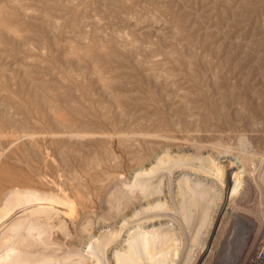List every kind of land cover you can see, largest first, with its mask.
<instances>
[{
    "label": "rangeland",
    "instance_id": "374dc122",
    "mask_svg": "<svg viewBox=\"0 0 264 264\" xmlns=\"http://www.w3.org/2000/svg\"><path fill=\"white\" fill-rule=\"evenodd\" d=\"M17 200L43 233L28 264H133L105 243L139 203L174 242L141 264H261L264 0H0V202Z\"/></svg>",
    "mask_w": 264,
    "mask_h": 264
},
{
    "label": "bare ground",
    "instance_id": "6f19581e",
    "mask_svg": "<svg viewBox=\"0 0 264 264\" xmlns=\"http://www.w3.org/2000/svg\"><path fill=\"white\" fill-rule=\"evenodd\" d=\"M7 15V14H6ZM97 74V73H96ZM99 75V74H98ZM165 75V74H164ZM100 76V75H99ZM102 76V75H101ZM117 95V93H116ZM43 99V98H42ZM51 102V101H50ZM49 104V103H48ZM55 105V104H54ZM65 105V104H64ZM52 106V105H51ZM77 107V106H76ZM74 107V108H76ZM53 108V107H52ZM73 108V107H72ZM48 109V108H47ZM53 110V109H52ZM46 112V111H45ZM4 124V123H3ZM59 125V124H58ZM60 126V125H59ZM70 126V124H69ZM13 127V126H12ZM66 127V126H64ZM63 128V126H62ZM7 129V128H6ZM11 129V128H10ZM72 129V128H71ZM70 129V130H71ZM13 131V129H11ZM34 135V134H33ZM28 136V135H27ZM30 137V136H29ZM18 138V137H17ZM23 138V137H21ZM26 138V137H25ZM179 178V177H178ZM194 182V181H193ZM208 186L209 183H206ZM187 186H191V181H187L185 184H183L182 189H184V187H187ZM123 188V187H122ZM178 188V187H177ZM179 188V189H180ZM192 188V187H191ZM191 188H189V190H191ZM121 189V188H120ZM173 189V188H172ZM181 189V190H182ZM119 192V191H118ZM121 193V192H120ZM127 194V193H126ZM170 194V193H169ZM116 192H111L110 196L107 198L108 199V203H110V207H111V210L114 211V215L115 217L116 216H119L120 214L121 215H126L127 217H131L133 218L134 215L131 214L129 212V210H123L120 206H116V207H113L115 205H117L115 202H113V200L115 199V197H120L119 196H116ZM154 195V194H153ZM160 191L156 194V196H154V198L152 199V203H156V208L158 210H162L163 208H166L164 207L165 204H163L162 201L159 200V197H160ZM164 195V193L162 194ZM161 195V196H162ZM171 196V195H170ZM181 196V199H183V194L180 195ZM177 197V196H176ZM223 197V196H222ZM124 198V197H123ZM157 198V199H156ZM164 198V196H163ZM171 198V197H170ZM173 198V196H172ZM161 199V198H160ZM192 197H188V200H191ZM165 200H168V199H164ZM177 200V199H176ZM14 201V200H13ZM118 201V200H117ZM180 201V200H179ZM119 202V205H120V201ZM171 202V201H170ZM12 203V202H10ZM175 203V201H174ZM173 203V205H175ZM178 203V202H177ZM176 203V204H177ZM4 206H1L3 205ZM170 204V203H169ZM214 204V203H213ZM180 205V204H179ZM178 205V206H179ZM228 205V204H227ZM122 206V205H121ZM177 206V205H176ZM175 206V207H176ZM181 206V205H180ZM224 206V205H223ZM222 206V207H223ZM35 207V206H34ZM172 207V206H171ZM174 207V208H175ZM213 207V206H212ZM212 207L210 208L207 207V212L206 214L204 215H195L196 218L200 219V221H196V224H195V229H194V233H193V237H196L197 235V231L199 228H201V220L202 219H206V217H208V215L210 214H207L209 209L212 210ZM38 208V207H37ZM169 208V206L167 207ZM148 207L147 206H144L142 204L139 203V206H138V209H137V212H138V217L134 218V224L133 225H130L128 224V222H125V221H122V222H118V223H115L113 224L109 230L111 232L114 233V235L112 237H110L111 239L105 243L106 246H109V247H112V246H115V245H124L122 244L123 242L125 243H129L128 247H127V250L128 252H135L137 255V261L138 263L141 264L142 261H146V260H150L151 258H153V254L149 252V249L154 247V248H158L159 251H161V253L163 252H170L172 251L173 252V246H174V242H173V234L171 233L169 229V227H167L169 224H161L162 220L166 217V211L165 212H159L157 214V216L155 217V220H152L151 218L147 217V215L149 216L150 214V210L148 211ZM177 209V208H176ZM180 214H179V218L180 216H182L183 212H182V208L180 207ZM222 209V208H220ZM226 209V208H225ZM223 209V210H225ZM29 210L31 211L32 208H29ZM152 210H154V208H152ZM156 210V209H155ZM172 210V209H171ZM170 210V211H171ZM179 210V208H178ZM136 211V210H135ZM212 212V211H211ZM209 212V213H211ZM29 211H27L24 207V204H22L20 202V200H17L14 204L12 205H7L6 202H0V264H28V262L32 259V254L35 250V248L37 247V243L39 242V240L43 237V233L41 230H38L37 228H33L31 223H30V217H29ZM165 213V214H164ZM168 213V212H167ZM174 213V211H173ZM31 214V213H30ZM56 215V214H55ZM178 215V213H177ZM175 215V216H177ZM54 216V215H53ZM178 217V216H177ZM194 217V216H193ZM236 216H234V219H235ZM138 218V219H137ZM175 218V217H174ZM191 218V216L189 217ZM129 219V218H128ZM168 219V218H167ZM172 219V218H171ZM170 219V220H171ZM237 219L246 224V229L241 230L243 231V234L245 237L249 236V233H250V230L248 227H251L252 226V221H248V220H245V218L243 219L240 215L237 214ZM209 220V219H208ZM236 220V219H235ZM174 221V220H173ZM179 221H181L179 219ZM46 222V221H45ZM190 222V221H189ZM193 222V221H192ZM234 222V220H233ZM90 223V222H89ZM170 223V222H169ZM177 223V222H176ZM178 224V223H177ZM180 224V222H179ZM263 224V223H262ZM172 225H176L175 223L172 224ZM193 225V223H192ZM63 226V225H62ZM88 226V225H87ZM86 226V227H87ZM177 226V225H176ZM90 227V226H89ZM115 228H118L115 230ZM174 228V227H173ZM183 227H181L182 229ZM232 228V227H231ZM239 228V227H238ZM84 229V228H83ZM172 229V228H171ZM178 229V228H177ZM180 230V229H179ZM183 230V229H182ZM174 231V230H173ZM200 231V229H199ZM175 232V231H174ZM181 232V231H180ZM184 232V231H183ZM176 235H180V233H177V231L175 232ZM192 233V231H191ZM242 233V232H241ZM130 234L133 235V238L134 240L130 237ZM182 234V233H181ZM184 234V233H183ZM189 234V232H188ZM178 235V236H179ZM264 233H263V230L261 229V236L262 238L264 237L263 236ZM107 236V235H106ZM183 236V235H182ZM180 237V236H179ZM179 237H177L176 239L178 240ZM102 238V236H101ZM181 238V237H180ZM99 239V237H98ZM98 239H96L95 241H98ZM133 241V243L131 242V240ZM190 239V238H189ZM100 240V239H99ZM175 240V239H174ZM183 240V239H182ZM256 240V239H255ZM134 241H137L138 242V245L135 247L133 246L134 244ZM187 241V240H186ZM136 242V243H137ZM177 242V241H176ZM183 242V241H182ZM185 242V241H184ZM104 243V241H103ZM258 243V242H257ZM102 244V243H101ZM168 244H170L168 247H165L167 246ZM188 244V242H187ZM256 244V243H255ZM152 245V247H150ZM176 245V244H175ZM244 245V244H243ZM149 248H148V247ZM185 246V245H184ZM183 246V247H184ZM177 247V245L175 246ZM182 247V246H180ZM189 247V246H188ZM125 248V247H124ZM123 248V249H124ZM179 248V247H177ZM118 249V248H117ZM173 249V250H172ZM182 249V248H181ZM102 250V249H101ZM107 250V248L105 249V251ZM122 249L120 248V251ZM148 250V251H147ZM108 251V250H107ZM119 251V252H120ZM126 251V250H125ZM186 251V250H185ZM102 252V251H101ZM112 252V251H111ZM123 252V251H121ZM182 252V251H181ZM184 252V251H183ZM107 253V252H106ZM110 253V252H109ZM116 253V251H115ZM127 253V252H126ZM144 253H148V254H144ZM158 253V251H157ZM162 253V254H163ZM185 253V252H184ZM100 254V252L98 253ZM97 254V255H98ZM118 254V253H117ZM123 254V253H121ZM165 254V253H164ZM125 255V254H124ZM123 255V256H124ZM158 255V254H157ZM166 255V254H165ZM181 255V254H180ZM183 255V254H182ZM159 256H161V254H159ZM98 257V256H97ZM114 257V256H113ZM121 257V256H120ZM166 257V256H165ZM64 258V257H63ZM100 258V257H99ZM133 258V257H132ZM119 259V258H118ZM117 259V260H118ZM125 259V258H124ZM123 259V260H124ZM129 259H130V256H129ZM135 259V258H133ZM164 259V258H163ZM86 260V259H85ZM116 259H114L115 261ZM120 260V259H119ZM131 260V259H130ZM157 260L158 259H153L152 261V264H158L157 263ZM162 260V259H161ZM179 260V259H178ZM101 261V260H100ZM133 261V262H132ZM136 261V260H135ZM136 261V262H137ZM166 260H164L165 262ZM102 264H108L111 261V257L110 255H106L102 257ZM122 262V261H120ZM128 262V261H127ZM136 262H134V260H131L130 263H133V264H137ZM82 263V262H81ZM118 263V262H117ZM143 263V262H142ZM162 263V262H161ZM112 264V263H111ZM119 264H122V263H119ZM124 264V263H123ZM145 264V263H144ZM163 264V263H162ZM165 264V263H164Z\"/></svg>",
    "mask_w": 264,
    "mask_h": 264
},
{
    "label": "built area",
    "instance_id": "2783aa9c",
    "mask_svg": "<svg viewBox=\"0 0 264 264\" xmlns=\"http://www.w3.org/2000/svg\"><path fill=\"white\" fill-rule=\"evenodd\" d=\"M264 233V230H263ZM264 236V235H263ZM254 258L256 261H262L261 264H264V237L258 241L255 251H254Z\"/></svg>",
    "mask_w": 264,
    "mask_h": 264
}]
</instances>
